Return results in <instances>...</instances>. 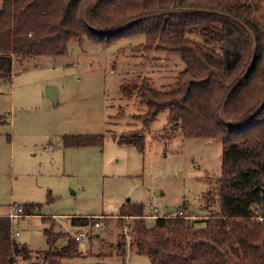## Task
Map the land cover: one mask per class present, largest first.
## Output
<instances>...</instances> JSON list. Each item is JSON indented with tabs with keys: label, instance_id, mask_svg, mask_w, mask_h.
<instances>
[{
	"label": "trees",
	"instance_id": "trees-1",
	"mask_svg": "<svg viewBox=\"0 0 264 264\" xmlns=\"http://www.w3.org/2000/svg\"><path fill=\"white\" fill-rule=\"evenodd\" d=\"M136 34L145 35L147 48L180 52L185 67L169 87L138 75L122 90L146 105L138 113L145 126L168 107V123L181 126L184 136L222 140L214 185L220 209L202 219L185 207L147 216L144 203L129 200L119 217L155 219L134 227L136 246L153 264H264V0H3L0 80L29 69L32 58L65 54L73 38L108 45ZM115 138L145 152L139 129ZM104 139L99 133L63 136L64 146ZM22 206L24 215L35 211L34 203ZM94 218L73 222L94 224ZM45 234L48 247L34 252L16 238L12 217L0 215V264L33 262L36 252L35 264H70L66 259L83 254L79 240L52 224ZM61 237L67 241L58 246Z\"/></svg>",
	"mask_w": 264,
	"mask_h": 264
},
{
	"label": "rangeland",
	"instance_id": "rangeland-1",
	"mask_svg": "<svg viewBox=\"0 0 264 264\" xmlns=\"http://www.w3.org/2000/svg\"><path fill=\"white\" fill-rule=\"evenodd\" d=\"M29 65L0 80V215L10 216L15 203H34L38 211L12 217L19 241L34 252L46 249L45 229L52 224L72 237L84 232L83 254L66 259L70 264H153L136 246L134 227L155 219L120 218L123 204L153 205L160 214L185 207L196 219L220 209L214 185L222 140L184 136L181 126L168 123V107L145 126L138 113L146 105L122 90L138 75L157 88L173 85L185 67L180 52L147 48L144 34L108 45L83 37L71 39L65 54L32 58ZM135 128L146 136L145 152L115 138ZM73 132L105 139L64 146L63 136ZM75 216L97 217L100 225L76 224ZM66 241L61 237L57 245ZM32 261L22 264L38 262L37 252Z\"/></svg>",
	"mask_w": 264,
	"mask_h": 264
},
{
	"label": "built area",
	"instance_id": "built-area-1",
	"mask_svg": "<svg viewBox=\"0 0 264 264\" xmlns=\"http://www.w3.org/2000/svg\"><path fill=\"white\" fill-rule=\"evenodd\" d=\"M149 211L152 212V215L153 216H157L159 215V210L158 208H156L155 206L151 205L150 208H149ZM179 213H182V211L180 210ZM23 214V206L21 204H18V203H15L14 206H13V210L10 214L11 217H14V216H19V215H22ZM175 214V212H174ZM263 218L260 217V220H262ZM100 225V221H96L93 226L95 228L99 227ZM18 234V232H15V235ZM75 239L76 240H80L81 238L84 237V232H79L77 234L74 235Z\"/></svg>",
	"mask_w": 264,
	"mask_h": 264
},
{
	"label": "water",
	"instance_id": "water-1",
	"mask_svg": "<svg viewBox=\"0 0 264 264\" xmlns=\"http://www.w3.org/2000/svg\"><path fill=\"white\" fill-rule=\"evenodd\" d=\"M47 93L52 97V99L56 102L57 101V97H56V88L52 85L49 86V88L47 89ZM35 213H37L38 211L35 210Z\"/></svg>",
	"mask_w": 264,
	"mask_h": 264
}]
</instances>
